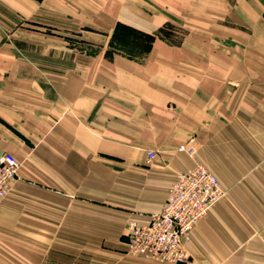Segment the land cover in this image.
<instances>
[{
    "label": "crops",
    "instance_id": "1",
    "mask_svg": "<svg viewBox=\"0 0 264 264\" xmlns=\"http://www.w3.org/2000/svg\"><path fill=\"white\" fill-rule=\"evenodd\" d=\"M237 1L227 24L179 44L157 33L202 10L190 0H106L102 12L78 0H0V30L21 15L71 16L87 34L80 43L98 49L55 39L25 66L0 35V65L10 64L0 70V155L21 162L0 202V264H158L128 255V230L148 223L192 170L176 147L194 136L230 195L192 232L189 253L197 264L260 263L245 242L251 223L264 224V2ZM85 20L93 31L83 32ZM119 21L155 36L150 51L142 39L129 55L117 50ZM148 150L158 152L150 166Z\"/></svg>",
    "mask_w": 264,
    "mask_h": 264
},
{
    "label": "built area",
    "instance_id": "2",
    "mask_svg": "<svg viewBox=\"0 0 264 264\" xmlns=\"http://www.w3.org/2000/svg\"><path fill=\"white\" fill-rule=\"evenodd\" d=\"M198 149L194 140L179 146L178 151L190 157L194 167L178 175L166 203L148 223L130 225L129 255L167 264H197L186 243L207 218L210 209L228 194L217 176L201 161ZM147 155L149 163L157 158L154 150H148ZM20 168L21 162L12 154L0 155V202L10 192Z\"/></svg>",
    "mask_w": 264,
    "mask_h": 264
},
{
    "label": "rangeland",
    "instance_id": "3",
    "mask_svg": "<svg viewBox=\"0 0 264 264\" xmlns=\"http://www.w3.org/2000/svg\"><path fill=\"white\" fill-rule=\"evenodd\" d=\"M39 6H42L46 0H34ZM63 1V0H62ZM67 1L70 5L69 1L74 0H64ZM79 4L78 6L84 9L102 12L105 1L106 0H78ZM192 4H195L197 7H203L202 10L199 11H189L188 14H183L178 18H172L169 22L165 24L163 28L160 29V31L157 33V36H160L164 39L169 40L171 43H179L181 44L186 37L189 35L195 33V32H203V31H209L211 28L214 29L215 24L225 23L227 24L229 22L228 16L229 12L233 10L237 5H239V1L237 0H190ZM261 2H264V0H261ZM246 6V4H244ZM91 7V8H90ZM206 12H211V15L209 13L205 14ZM228 11H227V10ZM186 10V9H185ZM225 12L228 13V16H225ZM104 18L100 16V26L103 23ZM92 23V22H91ZM90 21H84V31H93L91 28L93 25ZM19 26H17L15 29L6 28L4 30H0V35H3V40L6 44H9L15 54L21 58V61L26 62L24 65L28 66V60L30 54H36L35 56H43L44 54V46H59L55 42H58L55 39L61 40L65 42L66 46L77 50L82 51L86 54H94L96 50H98L95 47L89 46L87 43L81 44V39L84 40L86 38L87 34L83 33V38L78 33H75V28H73V19L71 16H57V15H49L46 17H40L37 16H24L21 15V18H19ZM87 24V25H86ZM118 24H122V22L116 23V26ZM61 25L62 27H60ZM124 25V24H123ZM79 28V27H78ZM65 29V30H64ZM199 34V33H196ZM212 34V32H211ZM213 32V36H214ZM31 39L29 37H33ZM203 34L197 35L198 39H202ZM51 36V38L47 37ZM126 38L127 44L132 43L133 46L136 44H140V40L146 41V39L140 38L138 35L133 34L129 35ZM35 41L36 44V51L31 50V44L28 43ZM130 41V43H129ZM142 42V41H141ZM18 43H22L25 45L22 49L18 46ZM145 44V43H142ZM6 46V45H5ZM65 46V45H64ZM116 46L119 47L117 50L121 51L125 55H129L130 46L128 45H122L116 42ZM131 46V48L133 47ZM7 48V47H6ZM9 48V47H8ZM136 48V47H134ZM140 53L142 52H136L135 54L137 56H140ZM9 55H15L13 52H9ZM143 55V53L141 54ZM42 64V63H41ZM10 64L4 63L0 65V70H8ZM32 66V65H30ZM42 66L37 64V70L36 73L41 75L40 69ZM42 76V75H41ZM190 140H194L198 143L199 149H198V156L200 157V149L202 148V140L198 139L197 136H194ZM184 144V143H183ZM180 146V145H179ZM178 147H176V152L179 153ZM157 158H158V152H157ZM157 158L153 161L155 162ZM189 159L193 162V160L189 157ZM151 162V163H153ZM151 163H147L148 166H150ZM194 164V162H193ZM230 192L227 194L226 197H229ZM206 220V219H205ZM204 220V221H205ZM203 221V222H204ZM251 228V235L249 240L245 242V247L251 242L250 244V251L248 257H255L259 259V264H264V224H260V226L256 223L250 224ZM129 255V254H128ZM131 258H135L137 260H140L142 262H148V263H158V264H167L156 260H150L145 259L138 256H132L129 255ZM83 264H92V263H83Z\"/></svg>",
    "mask_w": 264,
    "mask_h": 264
},
{
    "label": "trees",
    "instance_id": "4",
    "mask_svg": "<svg viewBox=\"0 0 264 264\" xmlns=\"http://www.w3.org/2000/svg\"><path fill=\"white\" fill-rule=\"evenodd\" d=\"M133 34L138 35L140 38L146 39V44H141V48L146 49V51H150L152 43L155 39V36L139 32V31H137L131 27H128L126 25H123V24L117 25V28H116L114 35H113V40L119 44H122V45L124 44V45H128L131 47V46H133V41H132V43H130V41H129L130 44H127L128 38H126V37L129 35H133ZM133 48H134V46H133Z\"/></svg>",
    "mask_w": 264,
    "mask_h": 264
}]
</instances>
